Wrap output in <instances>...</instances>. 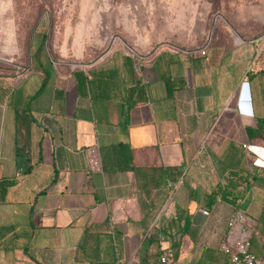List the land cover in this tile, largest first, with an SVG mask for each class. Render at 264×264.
Instances as JSON below:
<instances>
[{"label":"crops","instance_id":"obj_1","mask_svg":"<svg viewBox=\"0 0 264 264\" xmlns=\"http://www.w3.org/2000/svg\"><path fill=\"white\" fill-rule=\"evenodd\" d=\"M263 31L73 64L0 13V264L213 263L235 213L264 229Z\"/></svg>","mask_w":264,"mask_h":264},{"label":"rangeland","instance_id":"obj_2","mask_svg":"<svg viewBox=\"0 0 264 264\" xmlns=\"http://www.w3.org/2000/svg\"><path fill=\"white\" fill-rule=\"evenodd\" d=\"M0 13L12 17L25 52L33 35L32 43L42 39L52 59L73 64L93 60L113 42L154 44L179 30L192 38L212 26L245 38L264 30L262 0H0ZM263 234L258 227L251 235L253 252ZM214 256L216 262L205 264H228L226 254Z\"/></svg>","mask_w":264,"mask_h":264},{"label":"built area","instance_id":"obj_3","mask_svg":"<svg viewBox=\"0 0 264 264\" xmlns=\"http://www.w3.org/2000/svg\"><path fill=\"white\" fill-rule=\"evenodd\" d=\"M259 38L264 40V31ZM227 226L229 229L219 248L227 255L228 264H264V245L261 254H256L250 249L251 231L244 221V216L235 213L227 221ZM157 260L160 264H174L172 250L169 247L162 249Z\"/></svg>","mask_w":264,"mask_h":264},{"label":"trees","instance_id":"obj_4","mask_svg":"<svg viewBox=\"0 0 264 264\" xmlns=\"http://www.w3.org/2000/svg\"><path fill=\"white\" fill-rule=\"evenodd\" d=\"M44 38V37H43ZM43 42V40H42ZM41 42V43H42ZM257 128L258 129H262L264 128V117L262 119H259L258 123H257ZM216 198L219 199H226V196L224 193H222V190L220 189V186L215 187L210 193L209 195H207V202H206V206L208 207L211 203H213Z\"/></svg>","mask_w":264,"mask_h":264}]
</instances>
